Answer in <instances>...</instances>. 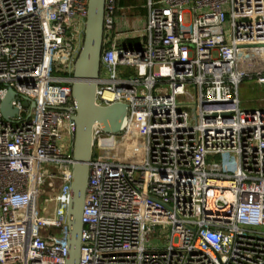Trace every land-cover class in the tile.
Returning a JSON list of instances; mask_svg holds the SVG:
<instances>
[{"label": "built area", "instance_id": "1", "mask_svg": "<svg viewBox=\"0 0 264 264\" xmlns=\"http://www.w3.org/2000/svg\"><path fill=\"white\" fill-rule=\"evenodd\" d=\"M119 3L96 101L128 112L93 130L80 264H264V104L240 99L264 82L241 61L264 48V0H146L145 26L118 30ZM88 4L0 0V264H65Z\"/></svg>", "mask_w": 264, "mask_h": 264}, {"label": "water", "instance_id": "2", "mask_svg": "<svg viewBox=\"0 0 264 264\" xmlns=\"http://www.w3.org/2000/svg\"><path fill=\"white\" fill-rule=\"evenodd\" d=\"M104 5L105 0H89L83 46L73 71L72 98L76 103L73 117L76 125L73 148L75 164L67 209L69 236L65 264H80L82 217L93 158L94 127L101 124L104 132L117 134L122 130L128 112L127 104L101 106L96 101L104 45ZM15 96V91L9 89L2 101L1 111L5 119L19 112L12 105ZM34 105L32 102L31 106Z\"/></svg>", "mask_w": 264, "mask_h": 264}, {"label": "rangeland", "instance_id": "3", "mask_svg": "<svg viewBox=\"0 0 264 264\" xmlns=\"http://www.w3.org/2000/svg\"><path fill=\"white\" fill-rule=\"evenodd\" d=\"M146 0H139L134 8H131L128 14H126L129 19H134L137 23L145 19ZM135 4V3H133ZM250 52L246 51L241 55V61L244 63H249L250 70H259L264 64V48L249 49ZM182 98L179 97L178 101ZM240 99L241 106L243 109H254L258 108L260 104H264V82L256 80H246L240 86ZM24 107H29L30 103L28 100H23ZM52 214V213H51ZM50 214V215H51Z\"/></svg>", "mask_w": 264, "mask_h": 264}, {"label": "crops", "instance_id": "4", "mask_svg": "<svg viewBox=\"0 0 264 264\" xmlns=\"http://www.w3.org/2000/svg\"><path fill=\"white\" fill-rule=\"evenodd\" d=\"M138 1L139 0H120L118 18H117V29L118 30L123 29L124 27L136 28L137 26H139L143 28L145 26V20H142V22L139 21L137 23L134 19H129V17L126 15L129 13V11H131V8H134V5H136ZM127 43L131 44V40H128ZM246 67L251 68V66H249V63L246 64ZM260 70H264V64Z\"/></svg>", "mask_w": 264, "mask_h": 264}]
</instances>
